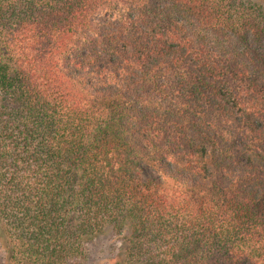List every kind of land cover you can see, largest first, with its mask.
Instances as JSON below:
<instances>
[{"label":"trees","instance_id":"obj_1","mask_svg":"<svg viewBox=\"0 0 264 264\" xmlns=\"http://www.w3.org/2000/svg\"><path fill=\"white\" fill-rule=\"evenodd\" d=\"M0 248L264 264V0H0Z\"/></svg>","mask_w":264,"mask_h":264},{"label":"rangeland","instance_id":"obj_2","mask_svg":"<svg viewBox=\"0 0 264 264\" xmlns=\"http://www.w3.org/2000/svg\"><path fill=\"white\" fill-rule=\"evenodd\" d=\"M151 171L150 170H145V174H147V173H150ZM116 242V241H115ZM101 242H98V245H100L101 246ZM119 244H120V242H119ZM118 244V245H119ZM94 252H96V250L94 251ZM0 264H3V257H2V249L0 248Z\"/></svg>","mask_w":264,"mask_h":264}]
</instances>
